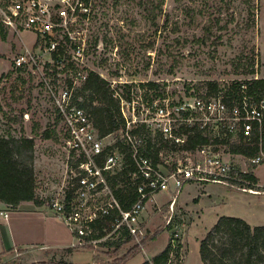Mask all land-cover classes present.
<instances>
[{"label":"rangeland","instance_id":"obj_1","mask_svg":"<svg viewBox=\"0 0 264 264\" xmlns=\"http://www.w3.org/2000/svg\"><path fill=\"white\" fill-rule=\"evenodd\" d=\"M95 1L98 15L91 44L98 41L104 50L90 47V64L114 87L133 84V92L139 95L144 91L142 83L154 82L160 85L159 92L165 89L177 100L207 97L208 81L224 87L264 78V0ZM3 34L0 136L35 138L37 194L48 201L67 177L66 129L38 80L14 67L16 56L25 46H32L35 36L25 33L20 38L5 30ZM121 89L120 94H125ZM45 133L51 138L44 139ZM238 135L229 139L236 141ZM227 137L222 135L216 144L220 154L242 179L241 173L255 175L253 190L258 194L242 191L241 183L187 185L179 195L172 188L147 201L141 216L140 238L144 239L140 244L133 239L85 247L72 246L76 237L46 203L35 204L42 209L40 213L28 205L9 210L3 206L0 212L7 211L9 217H0V264H114L119 260V264H142L168 246V264H204L201 243L221 217L264 226V162L253 167L250 159L230 154L223 143ZM115 141L107 138L104 145ZM50 213L53 217H47ZM214 241L222 245L226 238L219 235ZM7 243L14 247L5 249ZM70 246L71 250L65 248ZM136 248L140 252L135 255ZM243 259L238 255L237 264H244ZM256 264H264V260Z\"/></svg>","mask_w":264,"mask_h":264},{"label":"built area","instance_id":"obj_2","mask_svg":"<svg viewBox=\"0 0 264 264\" xmlns=\"http://www.w3.org/2000/svg\"><path fill=\"white\" fill-rule=\"evenodd\" d=\"M97 12L95 0H0V28L20 38L25 33L35 36L32 46H25L16 56L15 69L38 80L66 129L65 145L70 159L67 177L46 205L72 231L76 237L74 246H95L127 237L140 244L144 239L140 238L141 216L147 201L172 188L179 195L187 185L241 183L242 191L258 194L223 158L216 144L222 135L229 139L240 132L249 140L254 124L261 125L264 120V100L244 96L240 105L229 107L220 94L175 100L168 92L159 95L154 89L144 88V94L132 91L130 100L119 93L115 95L120 100L126 123L125 141L131 146L135 164L129 176L137 179L133 185L138 193L131 209H122L111 178L125 169V155L113 147L115 143L104 145L107 138L99 137L90 114L75 98L89 74L97 72L90 64ZM98 50H104L103 44L99 43ZM141 126H145L144 131L131 134ZM184 129L189 133L192 129L202 131L212 142L183 149L186 136L180 131ZM149 144L161 149L160 163L146 155ZM250 162L254 167L264 162V153ZM0 217L8 219V212L1 211ZM111 218V230L105 229V235L98 237L102 222Z\"/></svg>","mask_w":264,"mask_h":264},{"label":"trees","instance_id":"obj_3","mask_svg":"<svg viewBox=\"0 0 264 264\" xmlns=\"http://www.w3.org/2000/svg\"><path fill=\"white\" fill-rule=\"evenodd\" d=\"M4 30L0 28V37L6 38ZM98 41L92 43L95 49H98ZM91 46V47H92ZM112 82L101 77L97 72H91L76 95L77 104L84 108L91 116L94 126L100 138L113 137L115 145L122 154L125 155V169L111 178V186L115 196L120 201L122 209L130 210L132 205L138 199V193L129 174L134 172L135 164L132 157L131 146L125 141L126 129L125 120L120 112V100L115 97L121 87L124 88L123 98L130 100L133 84H125L112 88ZM207 97L222 95L225 103L229 107L240 105L243 97H252L257 101L264 100V78H253L233 83L230 86L221 87L217 81H208ZM142 88L154 89L159 95L165 93V89L159 92L158 83H142ZM81 98L82 101H78ZM145 130L141 126L131 131L132 135H137ZM180 134L186 136V143L183 149H195L198 146L210 144L211 139L202 131L188 129L180 131ZM44 139H50V135L45 133ZM229 148L228 152L233 155H240L247 159H252L264 153V120L261 125L254 124L251 137L244 138L242 132L239 133L236 141L230 139L223 141ZM35 138L14 137L12 135L0 136V204L9 209H16L22 203L32 202L37 206H43L46 201L41 200L37 194V177L35 172ZM113 147H109L112 149ZM166 148V147H165ZM160 148L148 145L147 156H153L154 162L160 163ZM73 160H71V163ZM73 165V163H72ZM254 167V166H253ZM241 176L250 182L253 189L257 185V179L252 172L241 173ZM113 219H106L98 228V237L105 235L104 230H111ZM224 235L226 243L222 245L215 244V237ZM133 237H127L125 242L133 240ZM121 242V241H120ZM122 243L117 245L120 248ZM72 248H69L71 250ZM137 250V248L135 249ZM138 249L135 255L138 254ZM171 246L157 254L152 259L145 260L142 264H168L170 260ZM126 258L124 262L133 256ZM200 255L204 264H237V256L240 255L244 264H256L264 260V226H251L245 220L235 217H221L217 224L209 231L201 243ZM122 260L116 261L119 264Z\"/></svg>","mask_w":264,"mask_h":264},{"label":"crops","instance_id":"obj_4","mask_svg":"<svg viewBox=\"0 0 264 264\" xmlns=\"http://www.w3.org/2000/svg\"><path fill=\"white\" fill-rule=\"evenodd\" d=\"M38 197L40 198V196H39V194H38ZM41 200H43L42 198H40ZM23 205H28V207L29 208H31V210L32 211H35V212H38V213H40V211H42V209L39 207H37L34 203H32V202H27V203H22L19 207H21V206H23ZM4 205L3 204H0V208H2ZM46 212V211H45ZM47 213V212H46ZM50 215H52L51 213H50ZM47 217H53V215L52 216H48L47 215ZM76 243V242H75ZM75 243H73V245L72 246H74L75 245ZM4 246V248L5 249H8V248H12V247H14L13 245L12 246H10L8 243L7 244H3ZM72 246H70V247H65V248H71ZM64 248V247H63ZM149 259V258H148Z\"/></svg>","mask_w":264,"mask_h":264}]
</instances>
